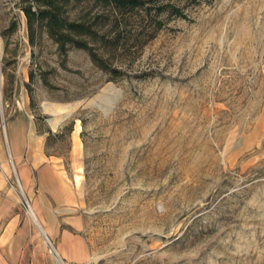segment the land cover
I'll list each match as a JSON object with an SVG mask.
<instances>
[{"label":"rangeland","instance_id":"rangeland-1","mask_svg":"<svg viewBox=\"0 0 264 264\" xmlns=\"http://www.w3.org/2000/svg\"><path fill=\"white\" fill-rule=\"evenodd\" d=\"M26 4L0 0V264H57L48 239L64 247L20 175L38 145L60 158L34 164L56 161L76 195L77 218L49 222L85 242L75 264H264V0L59 3L110 71Z\"/></svg>","mask_w":264,"mask_h":264},{"label":"crops","instance_id":"crops-1","mask_svg":"<svg viewBox=\"0 0 264 264\" xmlns=\"http://www.w3.org/2000/svg\"><path fill=\"white\" fill-rule=\"evenodd\" d=\"M42 154L46 158H48V156L50 157L55 156L57 161H59L60 158L59 155H53V154L46 155L43 152V147L38 145L36 150H34V152L30 156V158L33 160L31 164L32 166H30L29 168L27 167L21 168L20 170V175L22 176L23 179L24 188L27 189L28 191L31 190V186H30L31 171L34 172L36 176V184H37V190H36L37 192L36 193L33 192L35 196L34 210L37 212L41 221H44L45 223L48 222L46 224L47 225L46 229L52 232L51 235L60 236L59 240L64 245L63 247L60 244V246L62 247L60 248V251L62 253L69 254L67 241H70L71 244L72 243L76 244L81 249L80 257L76 256L75 253L69 254V256L65 257L58 250L61 257L73 263H76L78 261H84L88 257V249L85 245V242L75 238V236H73L67 230L59 231V229L56 228L54 224L49 223L50 221H58L59 219H63V220L66 219L70 223L72 217H75L74 212L76 210L75 204L77 203V201H76V195L72 189V184H70L71 181L66 176L65 170L60 164H57L55 163L56 161L53 162V160L50 159L41 160L40 162H37L38 164H34V160L37 157L41 156ZM0 155H2V153H0ZM14 156L20 157L21 155L15 151ZM5 188L6 186L4 182H0V189L5 190ZM26 248H27L26 251L28 253L33 255L36 254L37 244L34 243V237L33 238L29 237L27 239ZM34 260L36 262V258H34L33 261ZM36 264H48V261L46 262V260H41L40 263L38 262Z\"/></svg>","mask_w":264,"mask_h":264},{"label":"trees","instance_id":"trees-1","mask_svg":"<svg viewBox=\"0 0 264 264\" xmlns=\"http://www.w3.org/2000/svg\"><path fill=\"white\" fill-rule=\"evenodd\" d=\"M26 4L23 6V11L25 13L27 22L29 25L36 19L43 21V25L47 29L49 35L58 42V46L61 50L65 49L67 42L72 43L76 47H81L86 49L91 59L103 70L110 71L107 63L98 55L94 50L89 46L84 40L79 38L71 37V33L80 37V36H91L95 35L94 30L91 26L75 21L68 20L66 17L61 16L60 13V4L62 2H68L71 0H23ZM77 1V0H74ZM103 3L104 5L109 6L112 10L120 12H129L134 9H144L148 10L149 6H146L147 3L158 1V0H95ZM191 2H197L198 0H190ZM29 2H35L41 4L44 8H39L34 10L29 4ZM163 9H167L171 14L175 16H183V10L181 6L177 5L174 2H166L165 4H160L157 7V11L161 12ZM160 27L159 24L154 28L155 30ZM155 34L152 33L149 37L152 38Z\"/></svg>","mask_w":264,"mask_h":264},{"label":"built area","instance_id":"built-area-1","mask_svg":"<svg viewBox=\"0 0 264 264\" xmlns=\"http://www.w3.org/2000/svg\"><path fill=\"white\" fill-rule=\"evenodd\" d=\"M25 204L28 207H30V203L27 199L25 200ZM48 250L55 257L57 264H75L73 262H70V261L62 258L61 255L59 254L56 246L54 245V243L52 241H50L49 239H48Z\"/></svg>","mask_w":264,"mask_h":264},{"label":"bare ground","instance_id":"bare-ground-1","mask_svg":"<svg viewBox=\"0 0 264 264\" xmlns=\"http://www.w3.org/2000/svg\"><path fill=\"white\" fill-rule=\"evenodd\" d=\"M31 209V208H30Z\"/></svg>","mask_w":264,"mask_h":264}]
</instances>
